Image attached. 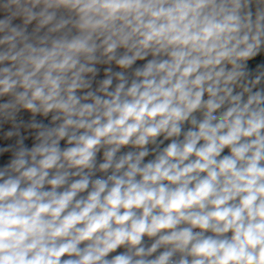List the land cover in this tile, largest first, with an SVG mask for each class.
<instances>
[{
    "label": "clouds",
    "instance_id": "1",
    "mask_svg": "<svg viewBox=\"0 0 264 264\" xmlns=\"http://www.w3.org/2000/svg\"><path fill=\"white\" fill-rule=\"evenodd\" d=\"M0 264H264V0H0Z\"/></svg>",
    "mask_w": 264,
    "mask_h": 264
}]
</instances>
